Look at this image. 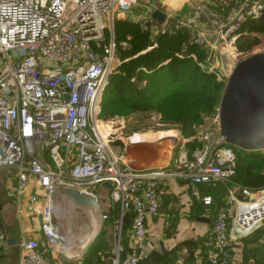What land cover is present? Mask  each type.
<instances>
[{"label": "built area", "instance_id": "built-area-1", "mask_svg": "<svg viewBox=\"0 0 264 264\" xmlns=\"http://www.w3.org/2000/svg\"><path fill=\"white\" fill-rule=\"evenodd\" d=\"M228 2L225 8L217 2L193 3L197 26L158 7L155 0H0V172L14 175L18 194L31 183L36 186L38 194L28 197L27 209L39 218L47 242L60 239L50 194L60 188L91 193L101 187L110 209L117 204L120 216L131 211L127 249L118 232L112 264H137L148 235L145 219L157 214L168 179L187 181L196 197L199 185L228 183L235 156L218 125L198 127V146L188 159H174L167 170L144 172L133 167L124 150L110 149L96 121L115 61L114 15H128L151 42L186 30L189 42L206 52L201 69L223 83L219 45L232 46L243 23L264 14V0ZM155 10L164 15L161 22L152 18ZM201 203L211 207L213 200L205 195ZM107 218L101 215L102 221ZM262 222L264 188L229 186L214 205L202 244L205 263L232 264L230 229L243 236ZM20 246L18 264H43L45 252L36 240Z\"/></svg>", "mask_w": 264, "mask_h": 264}, {"label": "crops", "instance_id": "crops-1", "mask_svg": "<svg viewBox=\"0 0 264 264\" xmlns=\"http://www.w3.org/2000/svg\"><path fill=\"white\" fill-rule=\"evenodd\" d=\"M159 6L165 11H170L181 19H185L198 26L193 13L186 9V0L173 5L167 4L165 0H157ZM169 6V8H168ZM190 14V15H189ZM192 14V15H191ZM167 147H153L149 145H134L130 147L128 158L135 169L140 170L150 167H161L167 163ZM130 155V156H129ZM174 161V159H173ZM172 161V162H173ZM171 163V162H170ZM199 195H192L188 189V182L168 179L166 192L159 200L158 212L154 217L145 219V226L148 229L147 238L139 249V261L137 264H206L203 258L199 242L206 240L211 222L213 219L214 201L220 196L222 201L225 194L213 195L207 192L204 185L198 186ZM98 205L101 215L107 214L108 218L102 221L100 231L94 238L88 251L74 264H83L87 253L95 250V255H91V264H112L114 257L115 243L111 248L102 251L99 246H95V240L99 234L105 235L103 226L107 225V232L115 237L119 232L121 245L126 250L130 232L131 211L124 210L120 216L117 204L110 209L108 193L101 187H96L90 191ZM38 194L36 186L31 183L18 194L15 191L14 175L9 172H0V234L3 236L0 241V264H18L22 256L20 243L28 239H34L39 245V249L45 252L43 264H60L56 255L63 252L68 256L69 245L64 242L67 231L66 220L57 222L58 202L51 200L53 206V221L58 230L59 241L56 243L47 242L39 230V218L28 212V197ZM205 195L211 196L213 205L205 207L201 203V198ZM69 220L83 221L85 232L91 230L88 219L82 217L73 210H69ZM74 224V223H73ZM84 231V229H83ZM232 237V264H264V222L252 230L250 233L239 236L231 228ZM84 232V233H85ZM102 232V233H101ZM85 233V234H86ZM116 237L114 238V240ZM194 242L196 244L188 257V249L181 247L174 251L181 243ZM99 256V262L97 257ZM124 254L119 256L123 258Z\"/></svg>", "mask_w": 264, "mask_h": 264}, {"label": "trees", "instance_id": "trees-1", "mask_svg": "<svg viewBox=\"0 0 264 264\" xmlns=\"http://www.w3.org/2000/svg\"><path fill=\"white\" fill-rule=\"evenodd\" d=\"M129 22L113 21V34L116 40H121L119 46L129 43L130 47L123 52L118 49L121 64L106 79L102 92V111L106 110V113L100 114V119L113 117L109 111L113 106L118 110L117 115H121L120 110L126 114L155 111L160 115L159 123L178 126L183 134L202 125L217 108L224 85L199 66L206 52L189 42L186 30L158 36L151 42L134 23ZM239 33L235 41L239 52L256 45V36H261L264 41V14L244 22ZM247 39L251 41H245ZM151 44L156 46L145 51ZM190 146L194 148V145ZM261 152L264 151L235 150L234 174L228 183L216 187L204 185L207 192L213 195L218 190V194L223 195L232 185L252 191L264 188V153ZM216 198L214 204L217 206L221 201L220 196ZM200 243L202 241L199 242L202 250ZM195 246L194 242H185L174 251L186 247L190 257ZM90 254L94 256L95 250L86 254L83 264H91ZM97 258L99 262V256Z\"/></svg>", "mask_w": 264, "mask_h": 264}, {"label": "water", "instance_id": "water-1", "mask_svg": "<svg viewBox=\"0 0 264 264\" xmlns=\"http://www.w3.org/2000/svg\"><path fill=\"white\" fill-rule=\"evenodd\" d=\"M163 16L159 10L152 13V18L159 22L163 20ZM217 119L220 135L229 145L244 151H264V53H254L233 65L220 95ZM161 142L163 139L153 142H131L125 146L124 152L127 156L130 147L134 145L161 147ZM174 153L175 148H172L165 165L140 171L158 172L169 169ZM104 186L109 188L108 184ZM50 199L58 202L57 222L59 219H62V222L66 220L68 228L63 238L69 245L67 251L69 254L67 256L59 252L56 259L60 264H74L88 251L100 231L102 224L100 206L92 194L67 188L56 189L50 194ZM69 210L88 219L87 222L91 226L87 237L83 238L85 242L81 247L78 238L86 233L85 228L84 231L82 229L84 222L69 220Z\"/></svg>", "mask_w": 264, "mask_h": 264}, {"label": "rangeland", "instance_id": "rangeland-1", "mask_svg": "<svg viewBox=\"0 0 264 264\" xmlns=\"http://www.w3.org/2000/svg\"><path fill=\"white\" fill-rule=\"evenodd\" d=\"M185 1V0H184ZM158 1L155 0V3L157 6L159 4ZM181 0H168L167 4L175 6V4L181 3ZM186 9L187 11H190L189 13H192L191 5L195 2L203 3H211V2H217L218 5H220L222 8H225V4L229 3L228 0H186ZM190 15V14H189ZM192 15V14H191ZM131 19L128 15H121L116 14L113 17V21H123V22H129ZM131 23V21L129 22ZM130 29V27L127 29V31ZM126 31V32H127ZM132 31L134 32L135 29L132 28ZM113 34V33H112ZM131 34V33H129ZM107 33H105L104 37H107ZM258 39V43L251 48H249L246 51L239 52L237 49V46H235V43L232 46H226L225 44L219 45L218 54L220 55V64L221 66L218 69V74L223 79V83L226 80V76L230 72L233 65L238 63L239 61L247 58L248 56L254 54V53H264V41L261 36H256ZM113 40L115 43V61L112 66V69L109 71L108 75L112 73L120 64V58L118 57V49H120L122 52L129 49V43H126L125 46L120 47L119 41L116 40L115 35L113 34ZM245 41L250 42V39H247ZM156 45L149 46L145 51H148L152 48H154ZM145 51H142L145 52ZM107 75V77H108ZM104 89V88H103ZM103 92V90H102ZM111 105V104H108ZM102 94H101V100H100V109L99 113L97 115L96 121L100 122L97 124V132L99 134V131L103 132L105 135V138L107 139L108 146L113 152H121L124 150L125 146L128 145V143L132 142L131 138L134 139L136 137V134H144V133H159V132H172L173 135L170 138H167L163 142H161L162 146L167 147V155H170V152L172 148H175L174 153V159H188L193 152V150L198 146L196 142V137L198 136V127H203L205 129H210L218 125V119H217V108L214 110L212 116L208 117L204 123L200 126L194 127L192 130L189 131V133L183 134L180 130V127L178 126H169L159 123L160 121V115L156 113L155 111H146V112H131L126 114L123 111H119L121 115L115 114L116 107L110 106L109 111L114 114L113 117H108L104 120L100 119V114L106 113V110L102 111ZM218 107V106H217ZM104 112V113H103ZM108 135V136H107ZM108 137V138H107ZM172 138V139H171ZM139 141V140H136ZM190 145H194V148ZM231 150L234 152L235 150H238L239 148L230 146ZM264 153V152H261ZM95 189L92 188L91 190ZM103 229L106 230L105 235L99 234L98 237L95 240V246H99L102 251L107 250V248H111L113 246V242L115 243L113 235H110L111 233L107 232L108 226L104 225Z\"/></svg>", "mask_w": 264, "mask_h": 264}, {"label": "bare ground", "instance_id": "bare-ground-1", "mask_svg": "<svg viewBox=\"0 0 264 264\" xmlns=\"http://www.w3.org/2000/svg\"><path fill=\"white\" fill-rule=\"evenodd\" d=\"M166 2H168V0H165ZM182 1V0H181ZM169 8V6H168ZM173 135L172 132H159V133H144V134H136V137L134 139L131 138L132 142H135L136 140H139L137 142H153V141H157L160 139L166 140L168 137H171ZM99 136L100 138L105 142L106 138L103 132L99 131ZM108 136V135H107ZM172 139V138H171ZM131 143V142H130ZM161 144V143H160ZM130 156V155H129ZM87 233L83 234L82 237L78 238L79 241V247H81L84 244V240L83 238L87 237Z\"/></svg>", "mask_w": 264, "mask_h": 264}]
</instances>
